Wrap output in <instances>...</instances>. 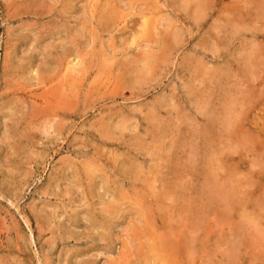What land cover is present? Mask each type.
Returning <instances> with one entry per match:
<instances>
[{
  "label": "rangeland",
  "instance_id": "374dc122",
  "mask_svg": "<svg viewBox=\"0 0 264 264\" xmlns=\"http://www.w3.org/2000/svg\"><path fill=\"white\" fill-rule=\"evenodd\" d=\"M174 263L264 264V0H0V264Z\"/></svg>",
  "mask_w": 264,
  "mask_h": 264
},
{
  "label": "bare ground",
  "instance_id": "6f19581e",
  "mask_svg": "<svg viewBox=\"0 0 264 264\" xmlns=\"http://www.w3.org/2000/svg\"><path fill=\"white\" fill-rule=\"evenodd\" d=\"M190 1V0H189ZM37 6V5H36ZM69 32H70V30H69ZM73 34V33H72ZM69 36V35H68ZM67 37V36H66ZM72 38V37H71ZM73 38H74V36H73ZM69 40V39H68ZM74 40V39H73ZM73 40H71V42H73ZM76 43V42H75ZM41 44V43H40ZM71 44V43H70ZM69 45V44H68ZM64 46V45H63ZM67 46V45H66ZM75 46V45H74ZM76 47V46H75ZM75 47H73V48H75ZM67 48V47H66ZM70 48H72V46L70 47ZM70 48L68 47V49L70 50ZM68 51V50H67ZM16 52V51H15ZM66 53V52H65ZM73 57H75V56H73ZM59 59V58H58ZM65 59V58H64ZM152 59V58H151ZM68 61V60H67ZM54 62H57V61H54ZM152 63V62H151ZM81 64V63H80ZM147 64V63H146ZM139 65V64H138ZM140 66H142V65H140ZM132 67V66H131ZM134 67V66H133ZM99 68V67H98ZM68 69V68H67ZM72 69V68H71ZM73 71V70H72ZM138 74H140V73H138ZM145 74V73H144ZM140 76H142V75H140ZM144 76V75H143ZM137 77H138V75H137ZM227 119H228V117H227ZM10 134V133H9ZM32 138V137H31ZM9 145V144H8ZM14 149V148H13ZM208 151V150H207ZM212 152V151H211ZM210 156H212V155H210ZM209 174H211L210 172L208 173V177L207 178H209V176H212V175H209ZM213 176H214V174H213ZM108 179V178H107ZM207 181H209V179H206ZM207 181H205V183L207 182ZM107 182V181H106ZM213 183V181L211 182V184ZM216 184V183H215ZM205 186V185H204ZM211 186V185H210ZM218 186V185H217ZM216 186V188L218 189V187ZM207 187V186H206ZM212 187V186H211ZM223 187V186H222ZM226 188V187H225ZM228 188V187H227ZM203 189H206L205 187H203ZM207 189H208V187H207ZM210 189V188H209ZM228 191H229V189H227ZM226 190V191H227ZM205 191V190H204ZM211 191V190H210ZM219 191V190H218ZM42 192H44V191H42ZM211 192H209V193H207V194H210ZM218 193H220V192H218ZM232 193V192H231ZM119 194V193H118ZM202 194V193H201ZM212 194V193H211ZM206 195V194H205ZM212 195H214V194H212ZM220 195H221V193H220ZM202 196V195H201ZM204 196V195H203ZM222 196V195H221ZM230 196V195H229ZM209 197V196H208ZM235 197V196H234ZM227 198H229V197H227ZM233 198V197H232ZM221 199H224V198H221ZM209 200H210V198H209ZM223 201H225V200H223ZM227 201V200H226ZM213 202H215V200L213 201ZM221 202V200L219 199V202L218 203H220ZM216 203V202H215ZM223 203V202H222ZM105 207V206H104ZM106 208V207H105ZM227 211V210H226ZM227 213V212H226ZM97 215V214H96ZM96 215H94V216H96ZM99 215V214H98ZM102 215V214H101ZM100 215V216H101ZM99 217V216H98ZM94 218H96V217H94ZM101 218H102V216H101ZM106 218V217H105ZM150 219V218H149ZM105 221H106V219H104ZM99 221H100V219H99ZM102 221V220H101ZM100 221V222H101ZM105 221H103V223L105 222ZM107 221H109V220H107ZM97 223V222H96ZM105 223H108V222H105ZM109 224V223H108ZM101 225V224H100ZM106 226H107V224H105ZM99 226V225H98ZM102 226V228H103V224L101 225ZM54 227V226H53ZM105 227V226H104ZM104 230V229H103ZM102 231V230H101ZM105 232H107L106 230H105ZM104 231H103V233H105ZM101 235V234H100ZM106 235V234H105ZM108 235V234H107ZM103 237H105L104 235H102ZM105 239V238H104ZM109 241V240H108ZM157 243V242H156ZM155 243V244H156ZM158 244V243H157ZM156 244V247L158 246ZM122 246V245H121ZM154 249H155V247H153ZM157 248H159V247H157ZM156 248V249H157ZM159 250V254H160V249H158ZM118 251V250H117ZM163 254V253H162ZM161 255V254H160ZM160 255H158V256H160ZM163 256V255H162ZM161 256V257H162ZM77 257V256H76ZM157 258V257H156ZM163 258V257H162ZM175 264V263H174Z\"/></svg>",
  "mask_w": 264,
  "mask_h": 264
}]
</instances>
